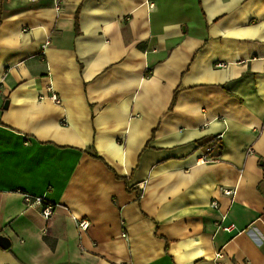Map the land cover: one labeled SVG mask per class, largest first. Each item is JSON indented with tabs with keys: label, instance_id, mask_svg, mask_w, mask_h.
<instances>
[{
	"label": "crops",
	"instance_id": "1",
	"mask_svg": "<svg viewBox=\"0 0 264 264\" xmlns=\"http://www.w3.org/2000/svg\"><path fill=\"white\" fill-rule=\"evenodd\" d=\"M0 237V264H264V0H0Z\"/></svg>",
	"mask_w": 264,
	"mask_h": 264
},
{
	"label": "built area",
	"instance_id": "2",
	"mask_svg": "<svg viewBox=\"0 0 264 264\" xmlns=\"http://www.w3.org/2000/svg\"><path fill=\"white\" fill-rule=\"evenodd\" d=\"M48 44V42H45L42 46L41 49L43 50L45 48V46ZM51 99L53 101H57V97L55 95H52ZM225 194L229 195L231 194L230 191H224ZM24 198V202L27 205H33V204H38L41 206V216L44 219H49L50 216L53 214L54 211V207L52 205H43L42 204V198L40 197H34V196H30V195H23ZM214 205V204H213ZM89 224L86 220H78L77 219V228L81 231H84L88 228ZM223 230L225 232H231L232 230H234V226L233 225H228L226 227H223ZM222 258V254L221 253H217L215 255V260H216V264H221L220 263V259Z\"/></svg>",
	"mask_w": 264,
	"mask_h": 264
},
{
	"label": "water",
	"instance_id": "3",
	"mask_svg": "<svg viewBox=\"0 0 264 264\" xmlns=\"http://www.w3.org/2000/svg\"><path fill=\"white\" fill-rule=\"evenodd\" d=\"M6 105V104H5ZM8 240L7 238H4V237H0V246L5 249L8 245Z\"/></svg>",
	"mask_w": 264,
	"mask_h": 264
},
{
	"label": "trees",
	"instance_id": "4",
	"mask_svg": "<svg viewBox=\"0 0 264 264\" xmlns=\"http://www.w3.org/2000/svg\"><path fill=\"white\" fill-rule=\"evenodd\" d=\"M93 158H98L95 154H90Z\"/></svg>",
	"mask_w": 264,
	"mask_h": 264
}]
</instances>
